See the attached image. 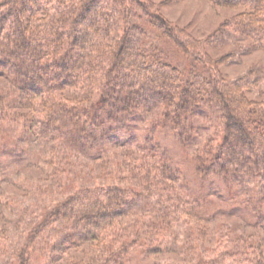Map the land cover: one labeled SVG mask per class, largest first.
<instances>
[{
  "label": "trees",
  "instance_id": "obj_1",
  "mask_svg": "<svg viewBox=\"0 0 264 264\" xmlns=\"http://www.w3.org/2000/svg\"><path fill=\"white\" fill-rule=\"evenodd\" d=\"M210 1L239 9L221 33L247 37L264 51V0ZM150 7L144 0H0V79L11 87L0 89V184L13 183L3 170L9 156L20 157L19 140L42 141L47 155L35 166L57 193L67 169L101 165L93 172L108 179L65 194L27 229L23 219L15 221L26 229L20 264L34 252L44 264H130V253L155 262L171 256L175 264H264L262 233L233 235L225 226L210 233L213 214L204 208L208 195L219 194L215 184L227 182L231 192L248 191L242 202H230L233 210L264 231V88L224 78L204 43L160 25ZM172 46L206 77L188 80ZM197 117L219 129L191 156L194 178L202 181L193 191L153 138L170 134L188 148ZM138 128L145 130L139 153L132 148ZM173 225L188 227L186 240ZM211 235L216 247L192 245ZM11 251L0 240V257L11 259Z\"/></svg>",
  "mask_w": 264,
  "mask_h": 264
},
{
  "label": "rangeland",
  "instance_id": "obj_2",
  "mask_svg": "<svg viewBox=\"0 0 264 264\" xmlns=\"http://www.w3.org/2000/svg\"><path fill=\"white\" fill-rule=\"evenodd\" d=\"M144 1L151 5L150 12L158 14V17L162 19V24L160 25H170L177 30H183L191 35L193 39L204 43L207 55L214 62L217 72H219L224 78L230 81L243 79L254 82L256 84V89L258 90L264 88V51L253 47L252 41L247 37L238 39L231 34L225 32H222L223 34L221 33L222 24L229 20L233 15L237 14L239 9H229L216 6L210 0ZM171 52L175 60V63H173L184 76H188V80L191 82L196 81V79L201 80L203 77H206V74H208L206 73V69L202 70V67L199 64L194 63L189 55L185 56L184 54H178L174 46H172ZM8 88L11 87L5 81L0 79V89L6 90ZM257 94L258 92L251 96H256ZM149 117L150 115L146 118ZM196 122V139L188 148H182L179 146L170 134L158 132L153 138V141L155 145L158 146L159 150L161 152L164 151L172 162L182 170L186 183L192 184L191 186H188L190 187V190L193 191L194 187H200L202 181H198L194 178V168L192 169L189 163L192 158L191 156L196 149L203 148L206 143V137L209 136L211 132L210 130L219 129L216 123L211 124L210 122L205 121L202 117H197ZM209 125H211L212 129H208L209 127L207 126ZM2 126L3 125H0V127ZM138 126L142 127L143 124L140 123ZM144 131V129L141 130L140 128L134 130L137 143L132 145V148L137 153H139V145H142V138L145 136ZM41 142L42 141L40 140L17 141L19 147L16 150L20 153V157L18 158L14 156L12 159L11 155L6 160L8 164L6 166L7 170H3V178L5 180H11L9 182L13 183L4 184L2 182L0 184V189L3 194L0 198L2 200L0 205V240L3 242L4 247H7L8 249L11 248L13 250L11 252H14L15 254L11 259L7 255L4 257L1 256L0 264H20L19 255L21 248L19 247L23 244L22 235H24L28 226H32V224H35L40 220L43 212L49 211V209L55 204L61 202L64 199L65 194H70L79 187H93L96 186V184L108 183V179L104 178L101 180L97 177L96 171L99 170V168L101 169V165L91 164V168L87 167L85 170L76 168L69 171L67 169V173L61 179L59 185L63 192L61 190V192L58 191L57 193L56 184L46 177L44 170L41 171L38 169V166H35V164H42V161H45V156L47 155V152H44V147ZM117 152L118 151H115L113 154H116ZM112 158L115 161V155H113ZM114 166L115 165L112 161L109 164V167L112 169ZM95 169L96 171L93 172ZM48 172H51V169ZM88 174L89 176L87 177ZM14 175H18L17 179L14 178ZM214 184L215 183H213V185ZM215 188L219 194H228L230 195V199L233 197L234 200L231 199L227 200L228 202H224L219 194L218 196L208 195V201L206 200L208 206H204V208H207V210L210 209L213 214L211 221L207 222L210 233L225 226L233 230L231 232L233 235L238 232L245 235H249V233H262L264 237V231L258 227L249 225L246 216L242 213L241 209L233 210L234 207H232L230 203L231 201L236 204L242 202L244 197L247 196L248 191L246 192L235 187L231 192L227 182L224 187L215 184ZM5 201L11 202L6 208L3 207ZM20 219H23L24 223H26V229L24 230L22 228L23 225H20L19 227L16 226L15 221ZM173 227V229L179 234L180 238L186 240L187 234L189 233L188 227L182 225H173ZM204 239L205 240L202 242H198V245L195 242H193L192 245L195 246V248H200L204 244L212 248L216 247L217 244L214 243V237L212 235L210 237H205ZM180 245L182 244L178 243L176 246ZM73 257H75L76 260L84 261L82 252L74 253ZM130 258L132 260V263L130 264H175L178 261L177 258L173 261V257L165 256L160 257L157 263L155 260L153 261L152 258L143 259L134 253H130ZM27 264H44V257L41 252L32 253Z\"/></svg>",
  "mask_w": 264,
  "mask_h": 264
}]
</instances>
